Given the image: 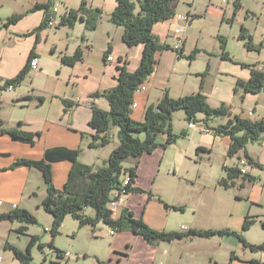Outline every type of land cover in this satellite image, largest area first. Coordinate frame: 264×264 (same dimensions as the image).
I'll return each instance as SVG.
<instances>
[{
    "label": "crops",
    "instance_id": "crops-1",
    "mask_svg": "<svg viewBox=\"0 0 264 264\" xmlns=\"http://www.w3.org/2000/svg\"><path fill=\"white\" fill-rule=\"evenodd\" d=\"M48 1L52 0H0V22L2 23L0 26V118L9 128L20 127L25 131L40 133L36 143L30 144L20 142V140L0 130V199L4 202L1 205L0 213L9 211L14 205L30 209L27 198H30L31 193H34L31 182L34 179L40 183H45L43 173L39 169L27 166L12 167L17 159H41L44 157L47 148L65 146L71 149L80 148L82 162L91 164L95 168L102 167L107 162L108 157L103 155L101 150L104 147L89 146L93 140V134L96 132L95 128L90 125V119L93 116V103L101 109H109V103L106 98L91 97V94L116 87L120 67L126 65L129 71L134 72L139 67L143 57V44L128 46L123 40V27L113 24L110 20L111 11L117 5L116 0L91 1L90 6L104 10L99 26L92 31L85 30L83 21L78 20L72 28L61 25L54 30L53 27L48 26L34 32L37 27L43 24L45 10L27 11L36 3ZM229 1L225 3L221 1L222 4L219 5L211 0L206 5L205 12L193 14L190 23L173 17L155 25L154 33L158 35L162 43H168L174 49H166L158 54L155 72L146 81L145 88L135 93L136 106L132 107L131 112L133 119L143 121L148 106L158 103L166 92L175 98L194 93L195 89H190L184 82L190 77L196 79L195 82L199 84V88L201 79L204 81L203 85L205 84V86L200 89L209 101L205 89L206 86L215 81L214 70L217 69L213 61L222 52L208 48L202 39V34H200L201 37H194L191 45L187 47L189 27L194 22L195 16L201 18L204 15V19H207V16H216L221 20V23H224L226 19L230 20L229 6H226L229 5ZM233 2L232 12L234 13L232 15L235 14V3L240 2L241 4L240 0H233ZM178 4L179 2L175 6L176 12L182 14L178 11ZM71 8H73L72 5L70 7V5L65 4L63 14ZM241 10L242 5L239 8V11ZM20 13H23L24 16L16 23L13 22L6 26L9 17ZM248 15L250 14L248 13ZM178 29L181 30V33L177 32ZM82 35L86 36V40H83ZM220 36L222 35L218 33V40L222 42L224 38L223 36L220 38ZM262 41L264 42V34ZM79 46L83 51L81 59L72 65L64 63L62 56L74 55ZM109 48H111V54L114 57L113 61L105 58V52ZM178 48H183V52L188 55L195 49H199L193 62L189 61V67L182 68L184 63L181 61L183 58L179 56L176 50ZM33 51L41 60V68L38 70L31 69L24 82L13 90L5 89L3 87L5 81L15 78L20 70L27 66ZM198 61L203 62L201 67L194 66V63ZM253 64H256V68H264L263 60H256L246 66L241 65L243 68L241 73L235 72L237 74H234L226 67L219 68L220 71L218 72L219 75H231L235 82L239 79L247 80L251 75L250 66ZM201 72L207 73L205 74L206 78L198 75ZM197 77L202 78L197 79ZM258 94L246 93L244 97L255 98ZM64 100L74 104L66 106ZM230 110L232 112L231 108ZM235 115L232 112L228 118L215 121L219 125ZM240 115L246 116L247 114ZM204 119L205 115L199 113L198 120L201 121V124L208 126ZM210 127L212 129V126ZM117 132H119L118 127L111 128L109 132L112 142L115 143L110 153L120 143ZM221 137L225 138V136ZM165 138L163 136V140ZM217 138L219 136L215 134L214 141H217ZM211 143L212 140L210 142L200 141L197 146L201 145L204 147L202 152L210 154L211 149H213L210 146ZM94 155L95 158H93ZM189 157L181 139L176 140L173 144L170 143L166 148L161 146L141 157H129L126 167L138 164V176L133 185L143 189V191L128 193L124 197L122 205L117 209V214H113V216L119 217L122 209L128 208L135 217L143 218L154 229L169 231L167 218L170 217L172 210H180L182 213H186L189 204H191L190 211L195 215L198 205L192 201L193 197L189 203V195H187V207H185L187 200L182 196L178 204H169L167 201L169 199L166 202L161 199L163 197H158L164 195L165 192L168 193L166 188L171 187V185L174 186V180L187 179L184 164ZM91 158L93 160H89ZM52 169L55 184L62 189L70 175L71 162L69 160L53 162ZM250 175L253 174L250 172ZM246 180L249 182L246 183ZM255 181H257V177L254 181L239 177L235 180V186L241 187L243 191L245 190V194H249L248 200L252 204L263 208L261 206L264 204L262 203L264 201V188L256 184ZM46 190H44L43 198L46 195ZM176 190L182 195L187 194L184 189L179 190L176 187ZM157 197L165 208L155 206ZM166 203L182 208H169L165 205ZM89 209L92 211H88ZM212 210L207 208V215L210 216ZM86 212L93 214V209L87 208ZM167 212L168 216L166 215ZM87 226L90 227L89 231L75 233V238L82 242L87 239L88 244H93L91 248L82 252L84 260H92L90 264H168L169 260L172 259L174 246L181 244L178 241L151 243L144 236L132 231H117L111 235L109 233L110 227L103 226L102 222L96 226L87 224L84 227ZM181 228H179L180 231L186 230L184 224L181 225ZM186 240L181 239V242ZM66 258L64 257V259ZM79 258L76 264H85L79 263ZM60 259L62 257L58 255L57 260ZM243 264L255 263L246 261ZM256 264H260V262L256 261Z\"/></svg>",
    "mask_w": 264,
    "mask_h": 264
},
{
    "label": "trees",
    "instance_id": "trees-1",
    "mask_svg": "<svg viewBox=\"0 0 264 264\" xmlns=\"http://www.w3.org/2000/svg\"><path fill=\"white\" fill-rule=\"evenodd\" d=\"M117 5L110 14V20L113 24L123 27V40L128 46H134L142 43L144 46L143 57L139 67L131 72L126 65L120 67L118 75V84L114 88L104 90L103 92H94L91 97H104L108 100L109 109H101L93 103V116L90 119V125L95 128L93 140L89 147H104L111 141L110 130L112 127H118L117 132L120 143L112 150L107 162L102 167L95 168L91 164L82 162L80 159V148H67L65 146H55L47 148L45 155L41 159L20 158L17 159L12 167L27 166L39 169L43 173V177L47 186L46 195L42 199V207L53 216L50 232L52 238L60 232V227L67 216H72L78 220L79 228L91 224L96 226L102 222L110 228L117 231H132L138 235H142L151 243L160 241H177L187 239L189 237L211 236L218 233L238 234L243 244L252 250H264V243L256 244L247 242L241 232L230 230L229 228L222 230H199L192 228L188 231H168L166 229L157 230L148 225L143 218L134 216V213L128 208H123L119 217H114L112 210L109 209L108 203L111 194L115 190H119L123 185V177L130 175L129 184L125 187L126 193L135 191L142 192L143 189L133 185L135 178L138 176V164L132 167H125L129 157H141L146 153H151L159 147L166 148L170 143L177 140L178 135L174 134L172 118L173 113L183 110L186 115V121L190 123L192 120H198V114L205 115V121L213 118L225 117L231 113L226 103L220 106L210 105L207 96L199 91L184 94L177 98L172 97L168 92L158 102L150 104L146 110V117L143 121L132 118V102H134L135 92L138 87L145 84L149 77L155 72L158 63V54L166 49L173 48L168 43H162L158 35L154 33L153 28L159 22H164L176 15L175 6L179 0H116ZM51 1L45 3H36L29 11L36 9L45 10V19L40 27L34 32L40 31L42 28L48 27L49 17L51 15ZM241 7L240 2L235 3V14ZM104 10L99 7H92L87 0H81L77 8H71L61 15V25H67L72 28L78 20L83 21L85 30L92 31L99 26ZM23 13L14 14L8 18L6 26L16 23ZM83 40L86 36L82 35ZM240 40L246 42L249 51L261 50L264 42L256 44L252 34L246 26L240 29ZM225 41L221 44L223 49L222 57L230 59L229 53L225 51ZM174 49V48H173ZM183 48L176 49L181 57H187L189 61H193L197 57L199 49H195L190 55L185 54ZM35 51L30 54L27 66L21 69L17 76L13 79L5 81L4 88L10 84L17 87L26 79L31 71V58L36 55ZM111 54V48L105 52V58ZM83 56L82 48L79 46L74 55L62 56V61L67 64H74ZM251 75L249 79L237 81L235 92L243 89L244 93L257 94L264 92V69L256 68V64L250 66ZM205 74H207L205 72ZM202 74V77L205 76ZM202 81L201 88L203 89ZM66 106H72L74 103L64 100ZM0 130L10 134L20 142L34 144L40 133L25 131L20 127L9 128L5 126L0 118ZM218 136H228L230 138L228 155L231 157L238 155V152L251 142H256L264 138V123L261 120H254L247 116L236 114L230 117L225 123L214 127ZM189 132L182 130V136H187ZM161 135H166L164 141L160 140ZM204 150L201 145L196 149L197 153ZM245 156L250 160L253 166L261 165L259 161L254 159L245 150ZM62 160L71 162L70 175L62 189L57 188L54 184L52 163ZM227 175L219 180L218 184L225 188H232L236 185L235 180L239 177L254 181V175L242 174L237 166L224 165ZM169 208L180 209L182 207L171 206L165 204ZM87 208H92L93 214L86 212ZM247 215L242 229L245 231L251 225L253 220ZM18 220L21 223H37L38 218L32 211L25 207L16 205L7 212L0 213V221ZM27 226L19 227V230L25 231ZM38 236L31 235L28 250L23 252L16 245L6 242L5 246L12 249L21 264H31L30 250L37 243ZM63 253L58 249V254Z\"/></svg>",
    "mask_w": 264,
    "mask_h": 264
},
{
    "label": "rangeland",
    "instance_id": "rangeland-1",
    "mask_svg": "<svg viewBox=\"0 0 264 264\" xmlns=\"http://www.w3.org/2000/svg\"><path fill=\"white\" fill-rule=\"evenodd\" d=\"M91 1L92 0H87L89 5ZM210 1L211 0H179L178 11L182 12V14L189 13V15L192 16L198 12L203 13L202 11L205 12L206 5L210 3ZM212 1L219 5L222 4L221 0ZM240 1L242 10L238 11L235 16L232 15L234 13L232 12V8L234 7L233 0L229 1V5L224 4L229 6L228 15L231 17L230 20L226 19L224 23H221V20L216 16H207V19H204V15H202L201 18H196L195 16L194 22L191 24V27H189V41L187 43V47H189L194 37H201L200 34H202V39L208 48L211 50H220L223 53V49L220 47L223 40L222 42L218 40L217 34L219 33L223 36L226 43L225 51L229 53L231 58L225 59L222 57L221 53L214 59L213 63L217 69L214 70L215 81L206 86L205 90L208 93L209 102L212 106L218 107L226 103L227 106L232 109L233 115L247 114L249 110L254 108L258 100L260 103H264V92H260L255 98L251 96L245 98L244 96L246 93H244L242 88L237 92L234 91L237 82L234 81L231 75H219L218 72L220 71L219 68L226 67L230 72L237 74L235 72L241 73V69H243L241 65L246 66L248 63H253L256 60H263L264 62V46L261 50L248 51L245 46L246 42L240 40V29L242 26H246L249 29V33L254 37L253 40L255 43H261L264 34V0ZM80 3L81 0H52L50 2L51 9L53 7H58L59 9V12L56 14L58 20H61L65 4L68 6L70 5V7L72 5L74 8L80 5ZM248 13L250 15H248ZM246 15H248V17H246ZM232 16L234 17L232 18ZM59 27H61L60 22L54 30ZM222 36H220V38H222ZM182 58L181 61L184 63L182 68L189 67V60L187 57ZM202 61L194 63V66L201 67L203 65ZM202 74H205V72H201L198 75L202 76ZM199 78L201 79L202 77H197V79ZM195 80L196 79L193 77H190L184 82H186L190 89H195V92H197L201 88L202 79L200 88ZM226 118H228V116L215 117L207 120V127L211 128L210 126H212L213 130L211 129V133H202L200 125H206L201 124V121L196 123L195 127L190 128L183 110H178L173 113L172 124L174 134L178 135L177 140L181 139L182 143L185 144L188 157L190 156L186 159L184 164L187 179L179 181L174 180V186L171 185V187L167 184L166 187L168 186V188L166 189L168 193L165 192L164 195L158 197H163L161 198L163 201L169 199L167 200L169 204H178L182 196V198L187 200V205L185 206L187 207V195H189V203L193 197L192 201L198 205L195 215L190 211L191 204H189L186 213H182L180 210H169L171 211L170 217L167 218L169 231H176L179 230V228L182 229V224H184L186 229L184 231H188L192 228H198L199 230H222L229 228L230 230L241 232L247 242L261 244L264 243V204L261 206L263 208H260L259 205L252 204L248 200L249 194H245V190L243 191L239 186L225 188L219 185L218 182L226 176L223 168L224 165L231 167L237 166L239 159L245 156L246 150L247 153L250 152L251 154H249L262 165L250 167L249 170L251 174L257 177L255 183L264 188V138L249 143L246 149L243 148L238 152V155L231 157L227 153L229 147L228 142L230 141L228 136H225L226 139L219 136L217 141H214V135L216 134L214 127L218 126L216 121ZM183 129L189 132L187 136L181 135ZM163 136L166 137V135H161L160 140L162 141H164ZM211 140L212 143L210 146L213 149H211L210 154L202 152L203 150L197 153V143L200 141L210 142ZM112 141L113 140L109 142L110 144L107 145V147L104 146V148L101 149L103 155L108 158L111 154V148L115 146V143ZM173 143L174 142H172V144ZM93 158H95V155ZM89 160L93 159L91 158ZM127 162L129 161L123 162L125 167L128 165ZM187 172L189 173L187 174ZM247 182L249 181L246 180V183ZM31 186L34 188V193H31L30 198H27V203L30 207L29 210L38 218L37 223H21L18 222V220L0 221V255L2 257L0 259V264H21V261L14 254L12 249L7 248L5 244L9 242L16 245L23 252H26V250H28L31 235L38 236L37 243L32 247V250H30L32 256L31 264H76L79 257V263L90 264L92 260H84L82 252H84L83 250L91 248L93 244H88L87 239L82 242L78 238H75V233H84V231H89L88 229H90V227H83V229L79 228L78 220L69 215L62 223L59 234L52 238L53 235L50 232V228L54 218L41 206L46 184L33 179ZM55 186L57 187L56 184ZM176 187H178L179 190L184 189L187 191V194L182 195L178 190L175 191ZM158 197L156 198L155 206L157 208H160V206L165 208L163 203L161 204L159 202ZM262 203H264V201ZM207 208L213 209L210 216L207 215ZM88 211L91 212L92 210L89 209ZM115 214H117V210ZM249 214L253 222L252 225L244 231L242 226L245 222V218ZM166 215L168 216V212ZM21 226H27V229L21 231L19 230ZM103 226L108 225L103 223ZM177 241L181 244L175 243L176 245L174 246L171 256L172 259L169 260L168 264H243V262L246 261H253L255 264L256 261H258L260 264H264V250H252L246 247L238 234L218 233L214 236L196 235L187 238L184 242H181V240ZM58 249L62 250L63 253L70 252L69 258L64 259L62 255L58 254L62 259L57 260Z\"/></svg>",
    "mask_w": 264,
    "mask_h": 264
},
{
    "label": "built area",
    "instance_id": "built-area-1",
    "mask_svg": "<svg viewBox=\"0 0 264 264\" xmlns=\"http://www.w3.org/2000/svg\"><path fill=\"white\" fill-rule=\"evenodd\" d=\"M223 3L227 2L228 0H221ZM58 7H54L51 11V15L49 17V21H48V26H51L53 28H56L57 25H59V22H61V20L59 21L56 17V14L58 12ZM175 19H179V20H182L186 23H190L193 19V16L192 15H189V13H186V14H176L175 16H173ZM172 17V18H173ZM2 25V23L0 22V26ZM178 33H181V30H177ZM179 49V48H178ZM108 60H114V57L112 54H110L109 56H107ZM30 64H31V68L32 70H38L41 68V60L40 58L37 56V55H34L32 58H31V61H30ZM15 88V86L13 84H10L6 87V89L8 90H13ZM145 88V84L141 85L140 87H138L136 89V92L140 89H144ZM135 92V93H136ZM136 106V103L135 101L132 102V105L131 107H134ZM247 116L249 118H252L254 120H261L263 123H264V103H260V101L258 100L257 104L254 106L253 109L249 110L247 112ZM199 120H192L190 123H189V127L190 128H193L196 126V123H198ZM200 130L202 133H210L211 132V129L207 126H203V125H200ZM253 166L252 163L250 162V160L246 157V156H243L239 159L238 161V165L237 167L241 170V173L242 174H249L250 173V167ZM129 181H130V175L127 174L125 177H123V185H122V188L119 189V190H115L112 192L111 194V198H110V201L108 203V206H109V209L112 210L113 214H115V211L122 205L123 201H124V197L127 195V191H126V186L129 184ZM4 204L3 200L0 199V207L1 205ZM16 205H14L13 207H15ZM12 207V208H13ZM109 233L111 235H114L116 233V230L114 228H109ZM70 252H66V253H60V255H62V257H69L70 256ZM1 255H0V259H1Z\"/></svg>",
    "mask_w": 264,
    "mask_h": 264
}]
</instances>
